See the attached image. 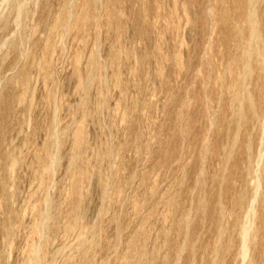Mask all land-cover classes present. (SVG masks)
Wrapping results in <instances>:
<instances>
[{
    "label": "rangeland",
    "instance_id": "1",
    "mask_svg": "<svg viewBox=\"0 0 264 264\" xmlns=\"http://www.w3.org/2000/svg\"><path fill=\"white\" fill-rule=\"evenodd\" d=\"M241 1L0 0V264H207L241 191L256 235L231 255L264 262V110L235 119Z\"/></svg>",
    "mask_w": 264,
    "mask_h": 264
},
{
    "label": "bare ground",
    "instance_id": "2",
    "mask_svg": "<svg viewBox=\"0 0 264 264\" xmlns=\"http://www.w3.org/2000/svg\"><path fill=\"white\" fill-rule=\"evenodd\" d=\"M259 1V0H258ZM242 2V1H241ZM241 2H239V4L241 3ZM248 3L247 4H243V2H242V4H240L239 5V18L241 17V16H245L246 18H247V20H246V18H245V21H248L250 24H251V26H250V31H249V27H248V33H249V38H248V40L245 42L244 41V52H243V55H242V57H241V59H239V70H240V75H239V103L241 104V106H239V115L238 114H235V119H236V122L238 123H236L237 124V126H238V129L240 130V128H242V127H244V126H246L245 125V123H247V121L249 122V117L248 116H250L251 114H254V113H257V112H261V111H263L264 110V59H261L262 60V62L261 63H257V64H254V60H253V55L254 56H256L257 55V51H258V48L257 47H259V54H261V56H259V57H262V58H264L263 56H264V47L262 48V47H260L259 45H255L254 46V42H257V41H259V39L261 38V34H262V32H261V30L258 28V25H261V24H258V19H259V17L257 18V16H256V12H255V9L254 10H249V8H251L255 3L257 4V0H248L247 1ZM245 3V2H244ZM259 4H257V6H258ZM225 17V14L224 15H222L221 14V19L220 20H222L223 22H224V18ZM220 18V17H219ZM261 20H262V18L260 19V23H262V22H264L263 20H264V18H263V20H262V22H261ZM221 22V21H220ZM222 22V23H223ZM239 23H240V20H239ZM244 24V23H243ZM244 26V25H243ZM249 26V25H248ZM240 27V26H239ZM242 29V28H241ZM241 34V33H240ZM252 40V41H251ZM258 43V42H257ZM240 47V46H239ZM239 57V56H238ZM258 57V59H260ZM252 62H253V65H252ZM177 63V62H176ZM180 65V64H179ZM224 78H226V77H224ZM223 79V78H222ZM224 81V80H223ZM224 83H226V82H224ZM251 88H253V90H254V92L253 93H250L249 92V90L251 89ZM223 98V97H222ZM246 117L248 118V119H246ZM235 123V122H234ZM226 131V130H225ZM228 133V132H227ZM227 135H229V133L227 134ZM252 140V139H251ZM220 141V140H219ZM249 141V140H248ZM253 141V140H252ZM252 141H250V142H252ZM243 142V141H242ZM246 142V141H245ZM245 142H243V146L245 147ZM249 144H251V143H248L247 142V145H246V147H254V146H252V144H251V146L249 145ZM243 146H241V147H243ZM243 148L244 150L245 149H247V148ZM254 149V148H253ZM240 150H241V148H240ZM250 151H251V149H249ZM248 149H247V151H249ZM242 151V150H241ZM247 151H244L245 153H247ZM243 152V153H244ZM240 153V152H239ZM247 155V154H246ZM246 155H245V157H246ZM249 155V154H248ZM247 155V156H248ZM239 156V155H238ZM234 156L233 155H229V158H228V160L229 161H232V160H230V159H232ZM237 157V156H236ZM236 157H234L233 159L234 160H236ZM247 158V157H246ZM249 159V158H248ZM233 160V161H234ZM240 160V159H239ZM239 160L238 161H236V163H237V165H239V163L241 164V162L242 161H240L239 162ZM243 160V159H242ZM246 160V159H245ZM251 160V159H250ZM261 160V159H260ZM232 161V162H233ZM235 162V161H234ZM233 162V164L231 163V165H233L234 167H235V165H236V163H234ZM247 162V161H246ZM254 163V162H253ZM246 164H248V163H246ZM249 165H250V163H249ZM248 165V166H249ZM252 165V164H251ZM250 165V166H251ZM45 166V165H44ZM232 167V166H231ZM233 167V168H234ZM237 167V166H236ZM235 167V168H236ZM234 168V169H235ZM248 168V167H247ZM247 168H245V167H243L242 169H243V173L245 172V171H249V170H247ZM237 169L238 168H236L235 170L237 171ZM244 169H245V171H244ZM252 169V168H251ZM229 170H231V168L229 169ZM228 170V171H229ZM235 170H234V175H236V173H235ZM227 171V170H226ZM255 171V170H254ZM225 172V171H224ZM253 172V171H252ZM252 172H251V174H252ZM263 172V171H262ZM223 173V172H222ZM222 173H220V175L221 176H223L224 175V173H223V175H222ZM227 173V172H226ZM231 173H233L232 171H231ZM230 173V174H231ZM247 173V175H249L250 174V172H249V174H248V172H246ZM255 173V172H254ZM228 174V173H227ZM229 174V175H230ZM238 174V173H237ZM220 175H219V177H220ZM232 176L230 177V179L233 177V174H231ZM259 175V174H258ZM263 175V174H262ZM262 175H260V176H262ZM218 176V175H217ZM226 176V175H225ZM244 176V175H243ZM243 176H242V178H243ZM252 175H250V176H248V177H251ZM254 176V175H253ZM213 177V176H212ZM227 178V180L225 179V177H224V179H225V181H224V179L223 178H221V181H219V184L222 182V179H223V182L224 183H226L227 185H229V184H231L232 185V183L235 181V179H237V177L235 178V179H231L232 181H228L229 180V177L228 176H226ZM238 177H239V175H238ZM241 177V176H240ZM246 177V176H245ZM258 177V176H257ZM215 178H216V176H215ZM254 178V177H253ZM260 178V177H259ZM263 178V177H262ZM213 179V178H212ZM218 179H220V178H218ZM245 179V178H244ZM240 179L238 178V181H237V183H239L240 181H239ZM243 180V179H242ZM242 180H241V182H242ZM259 180V179H258ZM212 181H214V180H212ZM216 181V180H215ZM214 181V182H215ZM251 181V180H250ZM213 182V183H214ZM216 182H218V180L216 181ZM215 182V183H216ZM230 182V183H229ZM236 182V181H235ZM240 182V183H241ZM212 183V184H213ZM215 183L213 184V185H215ZM236 183V184H237ZM223 184V183H222ZM246 184H247V182H246ZM218 184H216L215 186H217ZM225 185V184H224ZM226 185V186H227ZM239 185V184H238ZM242 185V184H241ZM248 185V184H247ZM262 185V184H261ZM230 186V185H229ZM243 186V189H244V185H242ZM246 186V185H245ZM220 187H222L221 186V184H220ZM236 187H237V185H236ZM239 187H240V185H239ZM239 187H238V190H239ZM224 188V187H223ZM227 189L229 188L228 186L226 187ZM241 188V187H240ZM231 188H229L227 191H228V193L230 192L229 190H230ZM232 189H233V187H232ZM237 189V188H236ZM242 189V190H243ZM259 189H260V187H259ZM259 189L257 190V191H259ZM216 190H218V189H216ZM223 190V189H222ZM234 190H235V188H234ZM234 190H231V191H234ZM219 192H220V190H219ZM225 192V191H224ZM236 193H237V191H235ZM235 192H233V193H235ZM240 192V191H239ZM242 192V191H241ZM240 192V194H238V195H235V194H233V195H235V197H233L234 198V201H235V203H237L236 204V210H235V212H234V214L236 215V221H235V224H234V226H233V231H234V236L233 237H230V238H228V239H224L225 238V234H227V229L222 225V228H221V224H220V219H221V216L223 215V213H224V208L222 207V204H221V207L218 205V204H220V202L221 201H223V200H220L218 197H215L216 199H218V200H220V202L217 200L216 202H218V204H217V206H218V208H219V210L217 209V207H214V208H216L217 209V211L216 212H214V213H216V215L214 216L215 217V219L214 218H212L214 221L215 220H217V221H215V223H217V224H215V225H217L216 227H217V230L215 229L216 227H214V229L217 231L216 233H215V237H213V238H215L214 239V241H215V245L212 247V248H214L215 247V249L214 250H212L211 251V254H212V256L211 255H209L211 258L209 259V260H206V262H207V264H208V262H210L209 264H234V260H235V258H233V257H235V255L234 254H236V250H237V248L239 247V254L241 253V255H243V256H245V255H247L248 253H247V251H249L248 250V248H249V246L251 245L250 243H251V241H250V238L252 239V237H251V235H252V233H250V230L251 229H248L246 226H247V224L246 225H244L243 223H242V220L240 221V218L241 217H244V208L248 205V203H249V201H250V198H249V196H250V194L248 195V193H246V191L245 192H243V193H241ZM219 194V193H218ZM224 194V193H223ZM227 194V193H226ZM220 196H224V195H222V194H219ZM219 195H216V196H219ZM232 195V196H233ZM226 196V195H225ZM224 196V197H225ZM231 196V197H232ZM237 196V197H236ZM227 197H228V195H227ZM253 197V196H252ZM229 198H230V196H229ZM264 198V197H263ZM201 199V198H200ZM199 199V200H200ZM228 199V198H227ZM230 200V199H229ZM254 200V199H253ZM252 200V201H253ZM232 201H233V199H232ZM233 201V202H234ZM255 201V200H254ZM200 202V201H199ZM198 202V203H199ZM203 202H204V200H203ZM224 202V201H223ZM201 203V202H200ZM222 203V202H221ZM253 203L254 202H252L251 204L253 205ZM204 204H205V202H204ZM233 204V203H232ZM261 204V203H260ZM202 205V204H201ZM216 205V204H215ZM251 205V206H252ZM197 206H198V204H197ZM197 206H196V208H195V210H197L198 212H200V214H201V212L203 211V214H205L206 213V211H208V208L206 209L205 207V205H203V206H201V208L198 206V208H197ZM233 206H235V204H233ZM261 206V205H260ZM253 207V206H252ZM262 207H263V209H264V200L262 201ZM213 208V210H215ZM247 208H248V206H247ZM246 208V209H247ZM250 209V208H249ZM262 209V208H261ZM212 210V211H213ZM210 211V210H209ZM211 211V212H212ZM246 211V210H245ZM194 213H195V211H194ZM208 213H210V212H208ZM207 213V214H208ZM246 213V212H245ZM195 214H197V213H195ZM199 214V215H200ZM206 214V215H207ZM212 214H213V212H212ZM241 214H242V216H241ZM209 215V214H208ZM211 215V214H210ZM209 215V216H210ZM261 215H262V213H261ZM197 216V215H196ZM212 216H210V218H211ZM198 218V217H197ZM261 218V217H260ZM263 218H264V216H263ZM261 220H263V219H261ZM260 220V221H261ZM212 221V220H211ZM264 221V220H263ZM262 222V221H261ZM260 222V224L262 225V226H264V222H263V224ZM195 224H196V222H195ZM195 224H194V226H195ZM213 226H214V224H212ZM193 226V227H194ZM195 228V227H194ZM260 228L261 229H264V227H261L260 226ZM193 230V229H192ZM195 230V229H194ZM260 230V229H259ZM262 232H263V230H261ZM258 232V231H257ZM260 232V231H259ZM260 233V234H262V236H263V233ZM255 235H256V233H255ZM254 235V232H253V235L252 236H255ZM258 237H259V239H260V237H261V235L259 236L258 235ZM258 237H257V240H258ZM254 238V237H253ZM256 238V237H255ZM254 238V239H255ZM264 237H262L261 238V241L259 240V246H260V244H262L263 245V243H261L262 242V239H263ZM211 239V238H210ZM253 240V239H252ZM264 240V239H263ZM212 241V240H211ZM255 241V240H254ZM256 242V241H255ZM211 244V243H210ZM255 244V243H254ZM254 244H252V245H254ZM258 244V243H257ZM212 245V244H211ZM210 245V246H211ZM261 245V246H262ZM209 246V247H210ZM258 246V247H259ZM263 247V246H262ZM256 248V247H255ZM201 249V248H200ZM262 249V248H261ZM260 249V250H261ZM264 249V248H263ZM262 249V250H263ZM177 250H179V248L177 249ZM209 250H211V249H209ZM256 250H258V249H256ZM259 251V252H261V258H262V255L264 254V250L263 251ZM209 253V252H208ZM258 253V252H257ZM210 254V253H209ZM233 255V257H232V255ZM256 254V253H255ZM259 254V253H258ZM229 255H230V257L231 258H233V259H229ZM264 256V255H263ZM258 257V256H257ZM209 258V257H208ZM207 258V259H208ZM40 261V260H39ZM34 262H38V261H36V260H34ZM261 262V261H260ZM39 263V262H38ZM37 263V264H38ZM129 263H130V258H129ZM251 263V262H250ZM253 263V262H252ZM262 263L264 264V262H263V259H262ZM261 263V264H262ZM31 264H33L32 262H31ZM167 264H172V262H168Z\"/></svg>",
    "mask_w": 264,
    "mask_h": 264
}]
</instances>
